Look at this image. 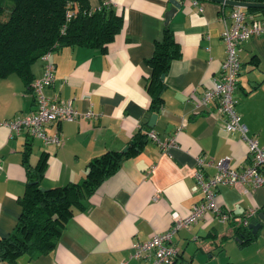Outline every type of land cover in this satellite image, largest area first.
Masks as SVG:
<instances>
[{"label": "crops", "instance_id": "0c3cea01", "mask_svg": "<svg viewBox=\"0 0 264 264\" xmlns=\"http://www.w3.org/2000/svg\"><path fill=\"white\" fill-rule=\"evenodd\" d=\"M104 0H89L92 7ZM124 22L107 49L66 45L50 54L55 80L44 88L48 95L72 99L79 109L100 112L97 118L53 121L47 132L58 130L63 143H44L26 131L10 133L3 120L36 107L33 91L19 75L0 78V236L11 231L20 211L27 169L23 158L30 143V166L45 154L42 187L81 180L88 160L106 149L122 150L138 130L154 129L163 139L174 137L165 149L147 137L137 151L126 155L116 170L87 197L85 207H73L54 248L33 258L18 257L17 264H149L130 257L131 243L170 227L174 212L187 215L201 194L193 190L194 171L207 175L216 167L209 161L229 156L232 166L249 163L248 145L239 131L227 132L223 117L214 108L195 110L187 96H198L220 74L225 57L221 38L232 4L214 0H180L167 23L179 43L181 55L172 60L164 79L163 103L154 126L148 125L150 95L145 87L155 41L162 36L170 0H109ZM255 1V0H252ZM200 7L202 9H200ZM247 9V8H246ZM248 11V9H247ZM264 23V9L249 12ZM241 68L234 96L246 133L264 145V34L238 46ZM33 75H41L37 60ZM184 124L180 130L177 126ZM204 161L199 165L198 159ZM217 201L232 217L219 221L206 212L172 236L178 248L173 264H264V186L219 184ZM253 207L250 221L261 226L257 234L239 243L234 227L243 212ZM233 241L236 245H233ZM238 246V247H236ZM215 253H225V261ZM235 253L237 257L233 254ZM0 264H7L0 262Z\"/></svg>", "mask_w": 264, "mask_h": 264}, {"label": "trees", "instance_id": "16d2710c", "mask_svg": "<svg viewBox=\"0 0 264 264\" xmlns=\"http://www.w3.org/2000/svg\"><path fill=\"white\" fill-rule=\"evenodd\" d=\"M247 9L253 12L264 7ZM67 12H70L69 16ZM123 22L122 13L105 0L96 7H92L89 0H0V78L15 73L26 84V89L33 91L35 76L32 66L37 60L44 62L41 59L44 53L51 54L66 45L105 51ZM180 55L179 43L166 22L161 38L155 41L153 52L146 58L150 71L145 87L150 95L149 108L153 112H158L163 103L166 82L161 74L166 75L172 60ZM147 137V133L138 130L129 139L126 151L106 149L91 157L81 180L45 189H41L40 181L44 175L46 156L42 154L31 167L28 160L30 143L26 142L23 149L26 187L18 198L20 211L13 229L0 236V262L17 264L18 257L22 255L33 258L48 254L54 248L73 207H85L87 197L116 170L126 155L139 150ZM234 231L240 239L239 243H245L257 234L247 225L239 223Z\"/></svg>", "mask_w": 264, "mask_h": 264}, {"label": "built area", "instance_id": "2783aa9c", "mask_svg": "<svg viewBox=\"0 0 264 264\" xmlns=\"http://www.w3.org/2000/svg\"><path fill=\"white\" fill-rule=\"evenodd\" d=\"M244 1V0H238ZM197 3V0H194ZM105 3H110L105 0ZM200 9H202L200 7ZM70 15V12H67ZM224 26L221 31V38L225 45V57L222 61L220 74L207 86L200 95L190 94L186 101L192 103L195 110H210L214 106L216 112L223 117V128L227 132L239 131L242 139L248 145L249 163L242 167L232 166L229 163L230 157L224 156L217 160L209 161L216 167L214 173L205 175L197 168L194 171L195 183L193 190H199L201 198L194 203L187 215H179L174 212L172 223L165 230L154 232L150 237L143 240H134L131 243L130 257L134 259H147L149 264H173L178 256V248L172 243V236L179 228L188 226L197 221L206 212L210 211L221 222L232 217L231 212L221 205L216 199V187L219 184H245L252 186H264V145H260L257 138L246 133V126L241 119V114L236 109L237 99L234 91L237 85L238 74L241 68V61L238 56V46L253 36L264 34V23L260 18L253 16L246 7L232 5L228 15L222 14ZM43 72L32 81L33 93L36 107L25 113L18 114L9 119L3 120L10 133L26 131L29 135L38 137L44 143L60 145L63 138L58 130L46 131V125L53 121L76 120L81 117L97 118L100 112L91 108L79 109L73 104L72 99L61 100L56 95H48L44 88L53 84L55 80V63L50 58L49 52L41 56ZM177 126L180 130L184 124V117ZM148 136L152 138L161 148L165 149L174 143L175 138L163 139L158 136L155 130L151 129ZM199 165L204 161L198 159ZM2 165H0V168ZM257 209L247 208L237 218L241 225H248L250 217L256 214Z\"/></svg>", "mask_w": 264, "mask_h": 264}, {"label": "water", "instance_id": "95a60500", "mask_svg": "<svg viewBox=\"0 0 264 264\" xmlns=\"http://www.w3.org/2000/svg\"><path fill=\"white\" fill-rule=\"evenodd\" d=\"M214 1H218V2H222V3H228V4H232V5H242L244 7H264V1H252V0H244V1H238V0H214ZM170 2L172 3V7L168 9V11L165 14V23L168 21L170 15L172 14V12L178 8L180 6V0H170ZM161 77H164V74H161ZM158 113L154 112L150 115L149 120H148V125L150 127L154 126V122L155 119L157 117ZM128 149V146H125L122 150L126 151ZM41 189H45V187L41 186ZM259 215L262 217V219L264 220V214L263 212H259ZM261 226V222L255 223L250 221L247 225L248 228L251 229L252 232H257L258 228ZM236 240H240L238 237H235Z\"/></svg>", "mask_w": 264, "mask_h": 264}, {"label": "rangeland", "instance_id": "374dc122", "mask_svg": "<svg viewBox=\"0 0 264 264\" xmlns=\"http://www.w3.org/2000/svg\"><path fill=\"white\" fill-rule=\"evenodd\" d=\"M247 8V7H246ZM58 98V97H57ZM154 130V129H153ZM233 243V245H236V242L235 241H233L232 242ZM236 247H238V246H236ZM225 253H215V256L217 257V259L218 258H221V260H222V262L221 263H224V262H226L225 261V255H224ZM230 254H233L234 256H237L235 253H230ZM239 256H241V253H240V255ZM239 256H237V257H239ZM209 264H217V263H209Z\"/></svg>", "mask_w": 264, "mask_h": 264}]
</instances>
